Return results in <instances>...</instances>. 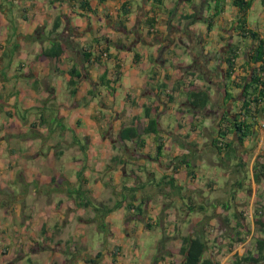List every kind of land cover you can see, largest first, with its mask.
Returning <instances> with one entry per match:
<instances>
[{
  "label": "crops",
  "instance_id": "1",
  "mask_svg": "<svg viewBox=\"0 0 264 264\" xmlns=\"http://www.w3.org/2000/svg\"><path fill=\"white\" fill-rule=\"evenodd\" d=\"M230 1L218 0L207 30L215 0H0V264H153L159 253L154 264H179L181 237L205 218L253 230L252 210L264 208L251 169L264 158V116L225 161L215 125L188 110L183 80L218 76L231 43L243 74L249 40L235 34ZM250 6L247 26L264 36V0ZM145 107L154 132H141ZM111 201L114 210L93 211ZM239 244L205 255L230 264Z\"/></svg>",
  "mask_w": 264,
  "mask_h": 264
},
{
  "label": "trees",
  "instance_id": "2",
  "mask_svg": "<svg viewBox=\"0 0 264 264\" xmlns=\"http://www.w3.org/2000/svg\"><path fill=\"white\" fill-rule=\"evenodd\" d=\"M159 1V0H155ZM231 5L236 8V15L234 19V31L235 34L241 39H248L249 44L246 47V52L242 63L240 65L243 74H239L238 68L235 65L234 58L238 55L239 45L231 43L221 55V60L224 63L222 69H219V77L216 83V87L220 91L219 97L213 102L210 99L209 89L207 87L200 88L192 84H188L186 87V99L187 108L192 111L193 114L208 117V111L213 110L216 106L218 109H222L226 102L232 99L234 95L237 96V101L232 104V108L228 111H223L215 118L218 122L215 125V136L213 138V144L216 147L218 153L223 152L224 160L238 159L235 154V146L242 142L243 137L247 136L252 131V126L256 123L257 119L264 116V36H261L258 31L249 28L247 26V11L250 6V0H231ZM218 0H215L213 10L210 14L206 15L204 21L206 23V29L208 30L212 26L214 17L221 11V8L217 5ZM122 13H126L127 9L125 3L121 5ZM192 15L187 16V18ZM146 24L151 25L153 18L149 17ZM59 50H56L55 54H58ZM89 56L88 53L85 54ZM193 74V72H190ZM197 76L202 77L206 81L209 79V75L205 72H200ZM210 86L211 81H207ZM236 90V94L232 91ZM220 98H222L220 100ZM237 105H236V104ZM150 108H143V115L149 117ZM153 119L148 118L147 125L141 130L142 133L154 132ZM233 132L238 139L237 143H234ZM128 136H138V132L130 128L127 130ZM226 135L230 136L229 138ZM225 137V138H224ZM224 138V142L218 143L219 139ZM141 143V142H140ZM161 146H156V152L159 153ZM252 166V179L255 183H264V158L259 160L260 155H257ZM243 163L236 162L234 165L238 169ZM241 178V177H240ZM240 178L233 181V185L239 186ZM232 185V186H233ZM112 206V208H115ZM111 207L93 206V211L105 213L112 210ZM252 224L255 227L256 235L253 236L250 247L246 251L237 256L232 255L230 264H264V237L260 236L264 234V208L260 205H255L252 210ZM199 224V231L203 229L204 223ZM100 228L103 227V223H99ZM244 225L236 221L233 227H230L228 233L220 235L217 226L213 227V241L211 245L208 244V240L204 238L203 234H193L182 236L180 239L179 248L176 249V253L180 255L177 263L179 264H217V262L209 255H205L209 246L217 247L220 244H224L231 247L233 243H239L243 241V227ZM239 229V230H238ZM242 229V230H240ZM260 234V235H259ZM175 250V249H174ZM219 247H217V251ZM162 256L159 253L154 257V263L161 259ZM153 263V264H154Z\"/></svg>",
  "mask_w": 264,
  "mask_h": 264
},
{
  "label": "rangeland",
  "instance_id": "3",
  "mask_svg": "<svg viewBox=\"0 0 264 264\" xmlns=\"http://www.w3.org/2000/svg\"><path fill=\"white\" fill-rule=\"evenodd\" d=\"M259 6H260V4H259V2L258 1H256V2H252V4H251V6H250V10H249V14H248V19H250V21L251 22H254V20H257L258 18H259ZM200 77V76H199ZM218 77L219 76H214V77H210L209 76V79L207 80V81H211L210 82V84H211V86H213V94H211L210 95V99H211V101L213 100V102L214 101H216L217 99H218V97H219V90H218V88L215 86L216 85V83H217V80H218ZM201 79H203L202 77H201ZM206 83H207V86H209L208 85V82L205 80V79H203ZM236 96V95H235ZM116 99H118V98H116ZM213 110H211V111H208V112H206V113H208L209 115H207L208 116V118H209V121H210V123L211 124H214V125H216V122L214 123V121H215V116L218 114V112L220 111V108L218 109L216 106H214L213 108H212ZM202 117V116H201ZM204 117V116H203ZM0 118H2V116L0 115ZM25 129H26V127H25ZM31 163L29 162L28 163V165H30ZM35 166V162H32V167H34ZM236 176V175H235ZM237 176H238V174H237ZM239 177V176H238ZM4 179H5V177L3 176V175H1L0 174V186H4L5 185V181H4ZM231 185H232V183H231ZM231 185H229V187H228V185L226 186V189H230V187H231ZM14 189L16 190V192H18V189L16 188V186H14ZM1 195H3V193L2 194H0V196ZM111 205L112 206H115L116 205V202H114V201H111ZM117 206V205H116ZM93 207V206H92ZM104 207H107V206H105L104 205ZM112 208V207H111ZM116 208V207H115ZM115 208H112L113 210L115 209ZM117 210H119V207L117 208ZM124 210H125V208H124ZM244 211H245V208H244ZM246 212V211H245ZM116 213H117V211H116ZM218 219V218H217ZM205 220V222H204V224H203V229L201 230L200 229V231H199V224L197 225V223H195L193 226H192V230H191V232L193 233V234H203V236L206 238V240H208V242H210L211 243V241H213L214 242V240H213V227H215V226H217L218 227V229H219V233H220V235L221 236H223V234H225L226 235V233H228V230H229V225L226 223V222H224V221H222L221 219H218L215 223H212V222H208V221H206L207 220V218H205L204 219ZM105 221H107V220H105ZM105 221L103 220V222L105 223ZM118 223H120V222H117V220L116 219H113L112 221H111V225H116V226H118ZM105 225V224H104ZM97 227V226H96ZM92 230V229H91ZM93 232H92V234H91V236H90V239H89V241L87 242V244L90 246H93L94 245V243L96 242V240H97V238H96V236H97V233H96V229L95 228H93V230H92ZM250 229L248 228V229H246V230H244V236H243V241L242 242H239L238 244L240 245L239 247H240V249L242 250V252L244 253V250L246 249V247L248 246V244H249V242H250V240H251V242H252V239H253V234L255 233V235H256V231H255V227L253 226V230L251 231L252 233V235L250 234ZM149 233H150V235L149 236H147L146 237V239H145V241H148L150 238H151V236H152V234L153 233H155L156 231H154V230H152V231H148ZM200 232V233H199ZM10 241V239H8L7 238V240L5 241L6 243L7 242H9ZM91 242V243H90ZM250 242V243H251ZM2 244V241L0 240V245ZM10 258V256H6L5 257V259L7 260V259H9Z\"/></svg>",
  "mask_w": 264,
  "mask_h": 264
},
{
  "label": "built area",
  "instance_id": "4",
  "mask_svg": "<svg viewBox=\"0 0 264 264\" xmlns=\"http://www.w3.org/2000/svg\"><path fill=\"white\" fill-rule=\"evenodd\" d=\"M183 80H184V83L186 84V86L188 84H192V85H195V86L201 88V87H205L207 85V83L203 79H201L199 76H197V74H194V73L193 74L186 73ZM226 137H227V135H226ZM224 138L219 139L218 143L224 142Z\"/></svg>",
  "mask_w": 264,
  "mask_h": 264
},
{
  "label": "flooded vegetation",
  "instance_id": "5",
  "mask_svg": "<svg viewBox=\"0 0 264 264\" xmlns=\"http://www.w3.org/2000/svg\"><path fill=\"white\" fill-rule=\"evenodd\" d=\"M222 98H220V100H221ZM237 101V96H233L232 97V99L231 100H229L228 102H226L225 103V105H223V108L222 109H220V111L218 112V115L220 114V113H222L223 111H228L231 107H232V104L234 103V102H236ZM223 110V111H222ZM217 119V118H216ZM216 119H215V121H216Z\"/></svg>",
  "mask_w": 264,
  "mask_h": 264
},
{
  "label": "water",
  "instance_id": "6",
  "mask_svg": "<svg viewBox=\"0 0 264 264\" xmlns=\"http://www.w3.org/2000/svg\"><path fill=\"white\" fill-rule=\"evenodd\" d=\"M218 122V119H216V123ZM233 137H234V139H235V142H237L238 141V139L236 138V136H235V133L233 132ZM240 145V144H239ZM238 153V152H237Z\"/></svg>",
  "mask_w": 264,
  "mask_h": 264
}]
</instances>
